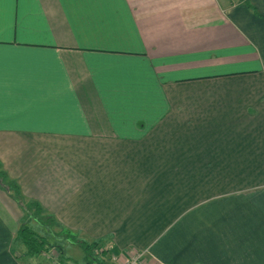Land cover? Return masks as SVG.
<instances>
[{
  "label": "crops",
  "instance_id": "obj_1",
  "mask_svg": "<svg viewBox=\"0 0 264 264\" xmlns=\"http://www.w3.org/2000/svg\"><path fill=\"white\" fill-rule=\"evenodd\" d=\"M237 1L4 0L7 176L118 264H264V3ZM13 200L0 186L17 231Z\"/></svg>",
  "mask_w": 264,
  "mask_h": 264
},
{
  "label": "trees",
  "instance_id": "obj_2",
  "mask_svg": "<svg viewBox=\"0 0 264 264\" xmlns=\"http://www.w3.org/2000/svg\"><path fill=\"white\" fill-rule=\"evenodd\" d=\"M247 7L255 11V7L249 2ZM0 186L7 190L8 194L17 202L20 209L24 212V217L15 232L13 242L16 245L24 247L23 253L29 257H38L42 254L47 255L51 250L56 249L59 257H68L65 255L63 243L69 242L71 244H77L84 252V263L83 264H114L111 258V253L108 248H104L107 239L101 238H90L86 236H80L78 232L63 227L58 224L53 216H51L39 202L36 200L26 198L18 183L9 178L0 164ZM48 217L51 224L57 223L62 228V233L65 236L58 235V239L53 237L51 233L46 230V225L42 223L43 217ZM49 227V226H48ZM55 235V234H54ZM86 237V238H85ZM20 248V247H19Z\"/></svg>",
  "mask_w": 264,
  "mask_h": 264
},
{
  "label": "rangeland",
  "instance_id": "obj_3",
  "mask_svg": "<svg viewBox=\"0 0 264 264\" xmlns=\"http://www.w3.org/2000/svg\"><path fill=\"white\" fill-rule=\"evenodd\" d=\"M237 3L238 1L235 0ZM240 2H244V1H240ZM254 2H263L264 0H254ZM239 3V2H238ZM245 3V2H244ZM251 3H253V0H251ZM247 4V3H246ZM253 5V4H252ZM264 7H259V10L261 12H264ZM264 53V52H263ZM154 197V196H153ZM152 200H154L153 198H151ZM14 201V200H13ZM15 204H17L16 201H14ZM154 202V201H153ZM18 205V204H17ZM20 209V207H17V209ZM21 210V209H20ZM212 207L210 208L209 206L202 208V210H200V213L202 215H207L208 212L210 211V213H212L213 215L216 213L215 209L211 212ZM21 213L24 215V212L21 210ZM217 214V213H216ZM24 217V216H23ZM42 223L48 224V226L46 225V230L48 232L51 233V236L53 237L51 240H54L55 237L58 239V235L62 234L63 236L64 233H62V228L57 224H51L48 217H43L42 218ZM211 221L214 224V230H215V237L218 235H222V239L218 242L219 244V251L220 249H224L223 248V241L226 240V238H228V236L226 234H228L230 237L233 236V234H229L230 228H226L223 226L224 222H221L219 220H214L213 218H211ZM210 227V224L207 220L203 221V226H196L195 228L192 229L193 234L196 236H200L203 235L205 233H207L206 235L209 236L211 234V232H206ZM144 230H149V227H145V228H140L138 229L137 233L139 238H142L143 234H144ZM196 231H201L203 233H197ZM16 232V228L15 226H1L0 225V264H83L84 262V252L81 249V247H79L77 244H71L69 242H65L63 243L64 246V251H65V255H67L68 257H64L63 260L61 257H59V254L57 252L56 249L51 250V253L49 252L47 255L42 254L38 257H29L26 254L23 253L24 247L23 246H17L16 242H13L14 240V235ZM55 234V235H54ZM79 237L80 236H86L83 233H79ZM60 235V236H62ZM88 238V236H86ZM85 237V238H86ZM107 243V242H106ZM230 244L225 246V249L228 251L230 250ZM104 248L106 246V248H109V246L106 244L103 245ZM146 249V248H145ZM144 249V250H145ZM149 249V248H148ZM145 250V251H149V250ZM141 252H143V249L141 250H136L133 253H131V259L137 258L138 254H141ZM151 252V251H150ZM228 255L230 256V254L228 253ZM152 252L149 258L145 259V257L141 258L140 261L142 262V264H157V260L156 258L154 259ZM114 255H111L112 261L115 264V261L113 259ZM71 261V262H68ZM74 262V263H73ZM95 263V262H94ZM162 263L167 264L166 262L162 261ZM99 264V263H96ZM201 264V263H200Z\"/></svg>",
  "mask_w": 264,
  "mask_h": 264
},
{
  "label": "built area",
  "instance_id": "obj_4",
  "mask_svg": "<svg viewBox=\"0 0 264 264\" xmlns=\"http://www.w3.org/2000/svg\"><path fill=\"white\" fill-rule=\"evenodd\" d=\"M150 255H151V252L150 251H143V252H141V254H138V257L137 258H134V259L128 258L122 264H142V262L140 261V259L143 258V257H145V259H147V258L150 257ZM151 257H154V256H151ZM113 259H114L115 263L118 264V260L115 257H113ZM92 264H96V263H92ZM157 264H164V263L157 262ZM201 264H204V263H201Z\"/></svg>",
  "mask_w": 264,
  "mask_h": 264
},
{
  "label": "snow or ice",
  "instance_id": "obj_5",
  "mask_svg": "<svg viewBox=\"0 0 264 264\" xmlns=\"http://www.w3.org/2000/svg\"><path fill=\"white\" fill-rule=\"evenodd\" d=\"M3 2H4V0H0V6H2Z\"/></svg>",
  "mask_w": 264,
  "mask_h": 264
}]
</instances>
